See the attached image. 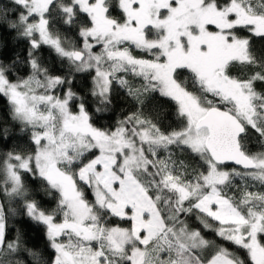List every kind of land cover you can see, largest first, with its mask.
I'll list each match as a JSON object with an SVG mask.
<instances>
[{
	"label": "snow or ice",
	"instance_id": "obj_1",
	"mask_svg": "<svg viewBox=\"0 0 264 264\" xmlns=\"http://www.w3.org/2000/svg\"><path fill=\"white\" fill-rule=\"evenodd\" d=\"M0 28L26 44L0 60V264H264V0H0Z\"/></svg>",
	"mask_w": 264,
	"mask_h": 264
},
{
	"label": "trees",
	"instance_id": "obj_2",
	"mask_svg": "<svg viewBox=\"0 0 264 264\" xmlns=\"http://www.w3.org/2000/svg\"><path fill=\"white\" fill-rule=\"evenodd\" d=\"M4 3H7L8 0H3ZM257 39V43L255 45L256 49L264 50V42L260 41L259 38ZM17 54L23 57L26 54V44L16 38V34L14 32H9L6 28H0V60L8 61L9 59H14ZM45 57L48 58L50 64H52L53 57L48 55L47 49L44 52ZM55 67H59V63L57 62ZM25 66H20L21 74L25 71ZM79 76V74H77ZM77 85L81 88L84 87L85 83L88 86H91V81H85L83 79H77ZM114 107L116 109V115L122 114L123 112L127 111L128 105L126 104L125 100L122 97H117ZM3 109V104H0V111ZM112 113L104 114V118L101 119L99 122L101 124H109L114 121H110L108 119L109 116H112ZM42 195V193H41ZM45 202L48 201L47 197H44ZM18 211H22L18 205H15ZM12 233L13 238L15 236V230L19 229L20 232L23 234V239L25 244L30 248H38L40 250H45L47 245L46 236L43 233L42 227L37 225L33 221H31L25 215H18L12 221ZM48 252H51V249H47Z\"/></svg>",
	"mask_w": 264,
	"mask_h": 264
}]
</instances>
